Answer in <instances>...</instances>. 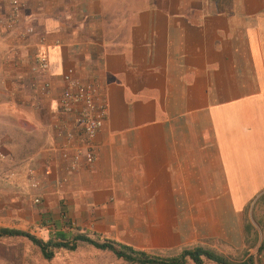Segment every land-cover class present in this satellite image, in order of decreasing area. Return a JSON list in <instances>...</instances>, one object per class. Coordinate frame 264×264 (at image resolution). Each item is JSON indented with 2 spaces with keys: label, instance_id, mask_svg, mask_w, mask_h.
<instances>
[{
  "label": "crops",
  "instance_id": "obj_1",
  "mask_svg": "<svg viewBox=\"0 0 264 264\" xmlns=\"http://www.w3.org/2000/svg\"><path fill=\"white\" fill-rule=\"evenodd\" d=\"M68 68L108 104L76 170L55 126ZM262 196L264 0H24L0 23V228L259 264ZM84 246L112 253L79 241L50 259Z\"/></svg>",
  "mask_w": 264,
  "mask_h": 264
},
{
  "label": "built area",
  "instance_id": "obj_2",
  "mask_svg": "<svg viewBox=\"0 0 264 264\" xmlns=\"http://www.w3.org/2000/svg\"><path fill=\"white\" fill-rule=\"evenodd\" d=\"M4 1L9 9L0 23L6 28H13L20 21L24 0ZM27 31H31V28ZM37 67L39 70L48 69V59L43 52L39 53ZM62 79L65 85L59 95L58 104L60 111L66 116L65 119L68 117L69 120L55 126L58 134L63 135L62 156L69 162V168L76 170L81 161L90 165L95 159L94 137L102 127L107 113V97L97 83L75 77L71 68L65 70ZM43 87L47 90L49 83L46 82ZM33 184L36 185L35 182ZM34 201L38 202L39 199L35 198ZM259 264H264V259Z\"/></svg>",
  "mask_w": 264,
  "mask_h": 264
},
{
  "label": "trees",
  "instance_id": "obj_3",
  "mask_svg": "<svg viewBox=\"0 0 264 264\" xmlns=\"http://www.w3.org/2000/svg\"><path fill=\"white\" fill-rule=\"evenodd\" d=\"M5 236H23L30 240L34 245L38 246L44 258L50 259L54 255L57 248H65L74 250L79 241L88 243L100 250L111 251L118 259L124 260L132 264H187L189 261L201 264L205 261H213L218 264H253V258L247 257L241 262H235L216 251L206 247L184 248L176 255L164 256L160 254H151L142 250L135 249L127 244L118 243L113 240L93 239L86 235H76L71 242L58 240H42L29 232L12 229L0 228V237ZM264 247V239L262 240L259 251Z\"/></svg>",
  "mask_w": 264,
  "mask_h": 264
},
{
  "label": "rangeland",
  "instance_id": "obj_4",
  "mask_svg": "<svg viewBox=\"0 0 264 264\" xmlns=\"http://www.w3.org/2000/svg\"><path fill=\"white\" fill-rule=\"evenodd\" d=\"M263 197L259 198V202L263 201ZM157 253L164 256L173 254L164 251ZM79 261L85 264H132L117 259L112 253L100 254L98 250L88 246L72 252L60 249L53 259L48 260L41 255L38 248L26 240L0 238V264H80Z\"/></svg>",
  "mask_w": 264,
  "mask_h": 264
}]
</instances>
